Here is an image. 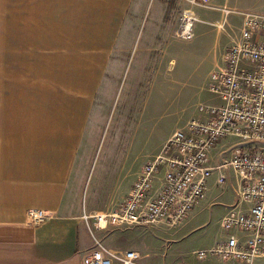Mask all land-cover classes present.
Instances as JSON below:
<instances>
[{"label":"crops","instance_id":"obj_1","mask_svg":"<svg viewBox=\"0 0 264 264\" xmlns=\"http://www.w3.org/2000/svg\"><path fill=\"white\" fill-rule=\"evenodd\" d=\"M153 2L154 21L143 46L153 51L154 33L161 43L166 31L161 58L165 52L169 55L172 20L187 9V0H2L0 264H85V257L100 243L95 234L103 237L104 231L116 228L97 229L93 218H84V214L111 210L123 190L119 182L113 187L114 198L94 192L83 199L86 155L81 147L92 109L82 100H89L91 94L84 92V85L67 84L70 68L76 62L84 65V57L76 60L68 52L121 50L127 35H134V20L142 18ZM147 56L137 62L140 67L148 65ZM72 90L70 97L81 99L76 106H45ZM224 141L230 140H222L211 151L210 165H216L214 158L222 152ZM136 161L137 155L134 165ZM132 169L127 168L125 178H133ZM138 172L137 167L135 179ZM217 173L212 172L205 196L194 206L199 207L197 216L217 205L221 218L237 201L235 174L226 170V180L218 187ZM32 209L45 210L50 217L33 224L28 219Z\"/></svg>","mask_w":264,"mask_h":264},{"label":"rangeland","instance_id":"obj_2","mask_svg":"<svg viewBox=\"0 0 264 264\" xmlns=\"http://www.w3.org/2000/svg\"><path fill=\"white\" fill-rule=\"evenodd\" d=\"M155 4L147 6L142 18L134 20V35H127L121 50L68 52L69 57L76 60L84 57V65L76 62L74 68H70L72 74L71 77L66 75L67 84L77 88L84 85V92L91 94L89 100H82L92 109L81 147L86 155L82 172L84 200L87 194L94 192L100 195L106 192L112 197L113 187L119 182L125 195L135 179V168L140 170L147 159L157 154L175 129L197 118L201 105L220 103L218 95L211 91L209 75L221 65L223 53L237 37L241 13L251 11L264 15V0H212L207 6L191 5L188 1L187 8L194 13L192 26L188 33L182 34V14L178 20H172L174 32L170 34L169 55L165 52L160 58L162 49L166 50V31L161 43L154 33L153 51L147 52L143 46V38L154 21ZM1 13L2 0L0 28ZM145 54L149 56L148 65L142 68L137 62ZM76 79L82 80L76 82ZM73 91H68L67 97L51 99L45 106H76L81 99L71 98ZM59 92L64 96L61 90ZM228 140L214 158L215 164L237 143L234 137ZM130 166H133L132 179L125 178ZM197 207L174 226L162 223L119 226L104 231L103 237L96 234L95 237L111 250L138 252L140 264H244L196 257V249L209 247L224 238L215 210L217 205L211 212L201 210L198 216ZM252 264H264V257L255 259Z\"/></svg>","mask_w":264,"mask_h":264},{"label":"built area","instance_id":"obj_3","mask_svg":"<svg viewBox=\"0 0 264 264\" xmlns=\"http://www.w3.org/2000/svg\"><path fill=\"white\" fill-rule=\"evenodd\" d=\"M207 6L212 0H188ZM226 14L229 11L225 12ZM193 10L182 12L180 29L191 28ZM188 31V29H187ZM222 63L210 77L211 91L220 103L201 105L200 115L175 129L159 152L147 159L129 191L111 210L84 214L97 229L128 225L182 222L205 196L208 178L217 170V183L231 170L237 180V201L220 218L225 238L198 248V259L217 258L252 264L264 257V15L241 13L239 33L222 55ZM238 142L222 161L210 165L211 151L222 140ZM247 205L243 209L241 204ZM49 212L32 209L28 219L40 224ZM134 250L117 252L98 243L85 264H140Z\"/></svg>","mask_w":264,"mask_h":264},{"label":"bare ground","instance_id":"obj_4","mask_svg":"<svg viewBox=\"0 0 264 264\" xmlns=\"http://www.w3.org/2000/svg\"><path fill=\"white\" fill-rule=\"evenodd\" d=\"M187 29H188V31H189V27H187ZM187 29H186V31H185L184 33H188V32H187Z\"/></svg>","mask_w":264,"mask_h":264}]
</instances>
